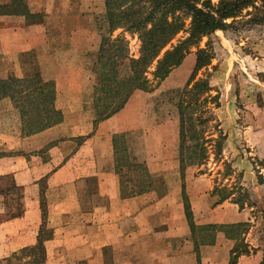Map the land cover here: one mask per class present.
<instances>
[{"label":"crops","instance_id":"crops-1","mask_svg":"<svg viewBox=\"0 0 264 264\" xmlns=\"http://www.w3.org/2000/svg\"><path fill=\"white\" fill-rule=\"evenodd\" d=\"M125 34L110 32L106 0H0V82H54L64 118L26 137L19 109L0 94V180L24 191L22 213L0 221V239L18 251L48 233L42 264H230L237 239L221 227L252 218L236 194L221 197L205 175L192 174L200 165L182 164L180 124L172 132L178 99L162 112L165 99L156 98L174 70L114 114L96 115L104 38L128 41ZM92 89L94 116L84 111ZM192 223L212 239L196 241ZM253 248L236 264H261Z\"/></svg>","mask_w":264,"mask_h":264},{"label":"trees","instance_id":"trees-1","mask_svg":"<svg viewBox=\"0 0 264 264\" xmlns=\"http://www.w3.org/2000/svg\"><path fill=\"white\" fill-rule=\"evenodd\" d=\"M106 6L110 32L123 29L138 35L141 48L139 58H130L128 41L124 37L119 36L115 40L104 38L96 115L100 119L106 118L124 107L134 91L154 89L182 65L193 47L198 48L193 73L179 91L180 160L184 165L203 164L211 138L198 127L204 123L203 115L208 112L202 106L211 99L212 88L208 78L197 77L201 70L212 64L214 57L212 50L199 48V45L217 31L264 26V0H106ZM181 33L185 36L173 44ZM124 64L126 69H123ZM0 94L10 97L19 109L22 134L26 137L48 130L64 119L54 105L55 83L44 80L41 75L1 81ZM224 191L226 197L231 195ZM236 202L239 205L243 203L242 199ZM190 215L188 207L191 219ZM248 225L221 227L237 239L230 264H236L238 257L250 252L242 238L248 232ZM192 229L196 241L212 239L213 235L206 234L208 228L192 223ZM209 229L212 231L214 226ZM47 234L40 236L37 245L14 252L1 261L6 264L44 263L46 250L43 239L49 236Z\"/></svg>","mask_w":264,"mask_h":264},{"label":"rangeland","instance_id":"rangeland-1","mask_svg":"<svg viewBox=\"0 0 264 264\" xmlns=\"http://www.w3.org/2000/svg\"><path fill=\"white\" fill-rule=\"evenodd\" d=\"M120 33L118 31L115 35ZM184 36V33L179 34L173 44ZM126 38L130 55L139 58L141 43L138 35L130 34ZM199 48H209L214 57L212 64L201 70L197 77L208 78L212 88L209 94L211 99L202 106L208 112L203 115L204 123L198 127L211 141L207 144L205 162L199 164V168L195 167L192 174L195 177L197 174L205 175V179L211 180L212 186L215 185L219 196L222 197L226 190L231 195L236 194V200L242 199V205L248 208L252 218V222L247 223L248 232L242 238L248 249L249 246L258 247L264 261V26L217 31L211 37L204 38ZM197 50L193 47L183 65L174 69L168 80L158 87L160 93L156 98H163L166 103L162 112L170 110V101H176L180 95L175 89L181 91L192 75ZM126 64L123 69H126ZM94 68L92 66V71ZM91 75L89 86L94 87L98 82L97 76L94 73ZM87 77L85 75L83 79ZM92 94L93 89L90 95L85 96L88 103L84 111L94 116ZM178 121L172 123L173 133H178ZM3 154L10 157L12 153ZM253 183H257V191L252 188ZM23 198L24 191L16 188L9 177L1 179L0 221L21 214ZM251 226L253 230L247 237ZM18 251L9 250L5 241L0 239V264H6L1 260Z\"/></svg>","mask_w":264,"mask_h":264}]
</instances>
